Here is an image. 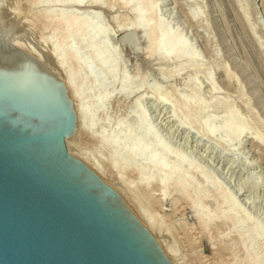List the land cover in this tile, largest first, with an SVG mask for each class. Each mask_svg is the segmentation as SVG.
<instances>
[{
    "label": "rangeland",
    "instance_id": "obj_1",
    "mask_svg": "<svg viewBox=\"0 0 264 264\" xmlns=\"http://www.w3.org/2000/svg\"><path fill=\"white\" fill-rule=\"evenodd\" d=\"M95 1L77 5L66 0H0L16 43L40 55L62 44L56 36L60 23L47 19V10L80 16L90 29L97 27L101 35L93 46H105V51H98L107 57V72L94 62L93 47L83 41L88 32L67 40L90 65L89 81L86 70L78 73L87 91L84 107L96 132L107 139L118 136L122 142L128 134L140 143L158 139L169 151L164 160L169 166H178L180 158L189 162L182 173L197 189L212 196L202 187L208 179L220 184L228 198L235 195L240 210L236 220L248 232L247 243L238 238L232 223L219 227L226 231L219 232L218 227L202 231L188 202L172 188L155 185L146 191L135 174L122 175L126 186H134L143 214L162 224L163 240L177 251L180 264H248L249 250L257 251L264 263V0H133L127 5L125 0H97V5ZM136 12L143 13L145 35ZM169 32L182 43L184 55H157L165 45L160 36ZM106 96L97 111V102ZM152 120L155 132L144 138L140 128L154 124ZM212 128L216 133H209ZM71 146L86 153L107 180H114L110 149L87 136L75 138ZM152 151L161 153L159 147ZM144 170L147 176H168ZM201 208L220 216L229 205H216L210 198Z\"/></svg>",
    "mask_w": 264,
    "mask_h": 264
},
{
    "label": "water",
    "instance_id": "obj_2",
    "mask_svg": "<svg viewBox=\"0 0 264 264\" xmlns=\"http://www.w3.org/2000/svg\"><path fill=\"white\" fill-rule=\"evenodd\" d=\"M77 114L0 2V264H172L121 196L73 157Z\"/></svg>",
    "mask_w": 264,
    "mask_h": 264
},
{
    "label": "bare ground",
    "instance_id": "obj_3",
    "mask_svg": "<svg viewBox=\"0 0 264 264\" xmlns=\"http://www.w3.org/2000/svg\"><path fill=\"white\" fill-rule=\"evenodd\" d=\"M83 2L84 0H66V3H76L77 5H81ZM131 2H133V0H125L126 5L130 4ZM94 3L96 5L99 4L97 0ZM52 10H47L45 12V16L47 19L59 21L60 25L58 29L60 30V34H57L56 36L60 37L62 44L59 47H53L49 52H47L48 55H46V53L44 54L43 52L42 54L48 56V58L54 62L55 68L59 71L60 76L65 81V84L67 85L70 91L71 99L74 103V109L77 114V128L74 134L66 140L67 149L69 153L73 157L83 162L91 170H93L105 183L111 186L121 196L127 208L133 213V215L139 220V222L149 231V233L157 240V242L163 249L165 255L169 258L172 264L181 263V262L179 263V259L177 256L178 254H176L177 251L171 247L172 244L168 245L163 240V233L165 232L163 230V227L160 226L162 224L160 223L158 224V222L157 223L153 222L151 219H149L147 216L143 214V212L140 209V206L138 205L139 203H137L136 198H135V194H134L135 189L133 188L134 186L132 185H131L132 187L128 185L126 186L125 183L123 182L122 175H124L125 173L135 174L136 180L138 181L139 185L143 187V189L146 191H148L150 188H152L155 185H158L161 190L172 188L173 191L181 197V199L188 202L190 208L193 210L195 214L197 222H199V225L202 231H207L212 227H218L217 231H219L220 229L219 227L224 226L227 223H232L236 228L235 233L239 234L238 238L242 242L247 243L248 232L244 230L242 231L241 230L242 227L238 225V221L236 220L235 212L240 211V210H239L237 203L235 202L236 200L235 195L233 196V198H228L225 195L224 189L220 184L214 183L208 179L204 181L202 187H204L207 190H210L211 191L210 193H213L212 196H209L207 192L199 190L201 187L197 189L192 178L182 173L181 168L188 165L187 163L189 162H187V160L184 158H180L178 160V166H172V165L169 166L164 161L165 157L169 155V151L164 146V144L158 139H155L152 143H140L135 139L134 135L128 134L126 139L122 142L121 140L118 139V136L115 138L107 139L103 135V133L96 132L94 128L96 125L94 126V124H90L92 115L90 114V111L86 107H84L83 100L85 98L84 96H85V93H87V91L85 92V90H83L84 88L83 86H85L83 85L84 79L78 73L79 69L86 70L87 72L86 81H89L87 79H91V76H92L91 71H90V65L85 64L84 62L81 61L76 50H74V48L70 45L69 42H67V40L70 36L80 38L84 36L86 32H88L87 34L88 38L83 41L87 43L86 47H93L91 51L93 53L94 62L99 64L101 68H103V70L107 72L106 70H108V67H109L108 61L106 59L107 57L104 58V55L103 57H101L102 56L101 53L105 51V48H104L105 46H103V49L101 48L102 50L99 48L102 51L101 53L100 51H98L99 50L98 48H95L96 46L95 47L93 46L97 38L101 35V32L97 27L90 29L89 22L87 19H82V18H79L80 16L76 17L77 15L75 16L73 14H68V13H56L54 12V10L53 11ZM136 13L138 17V22H137L138 27L141 28V30H143L144 32L146 31L144 29L147 25L145 23V20L142 18L141 14L143 13L141 14L139 12H136ZM159 26H161V23H159ZM136 30H138V28H136ZM131 33L136 35L135 31L128 32V34H131ZM171 33L170 32L167 33L164 37L160 36V39L165 43V45L160 46L157 51L155 50L157 55H159L160 57L168 58L172 56L173 54L176 56L177 54L182 55L184 52V47L182 43L178 41L176 38H174V36ZM144 35H145V32H144ZM136 41L138 42V38ZM18 46L23 50H27L29 53L33 54L34 56L40 57L39 52L28 49L29 47L28 48L23 47L20 44H18ZM151 51H153V49H151ZM153 52H151L150 54L154 55L152 54ZM91 67H92V64H91ZM108 73L112 78L115 77L112 71L111 72L109 71ZM93 79L94 78H92V81ZM233 82L234 81H232L231 83ZM94 83H91V84L93 85ZM86 88L87 90L89 89L88 87ZM124 96L128 98L129 94L125 93ZM107 99L108 97L106 96L97 102L98 104L97 111L100 109L101 103H103ZM155 127H157L155 126V123L151 124L148 127H144V128L141 127L140 129L143 130L142 133L144 134V138H150L155 132V129H156ZM222 128H223V132L224 131L226 132L227 128L225 127L226 128L225 130H224V127ZM239 131H236L238 132L236 133L238 137L241 136L242 134V132L241 131L239 132ZM209 133H216V129L212 128L209 131ZM226 134H229V131L226 132ZM85 136L90 138L92 141L99 143L107 147L108 149H110L111 151L110 161L111 162L109 164V168H110V171L114 174V180H110V181L107 180L105 176L103 175L102 171L96 165V163L92 161L91 158L86 155V153L81 152L77 149H74L75 147L73 148L71 146V142H73L75 138L85 137ZM157 147L160 148L161 153L152 151L153 149ZM123 158H127V160L123 161L122 160ZM142 161L146 162L145 164L146 167H143L141 165ZM191 165L192 163L190 164V167ZM115 168H117L116 170L118 171H116ZM146 168H149L151 170H158L159 172H167L168 176L165 178L147 176L144 170ZM191 171H193V168ZM197 173H199V171ZM136 185L137 184H135V186ZM237 193H235L236 196H237ZM210 198L213 199V201H216V205L218 203L221 205H225V204L229 205V210L226 212L223 211L224 213L222 215H220L221 214L220 213L219 214L220 216H215L205 211L203 208H201V203H206V202L208 203ZM227 230H229L228 226H227ZM230 230H231V227H230ZM168 242H169V239H168ZM259 256L260 255L257 251L249 250L247 252V257L249 261L248 264H264L263 262H259Z\"/></svg>",
    "mask_w": 264,
    "mask_h": 264
}]
</instances>
